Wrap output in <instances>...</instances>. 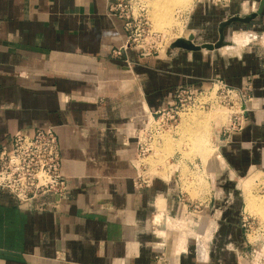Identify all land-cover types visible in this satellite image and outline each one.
I'll return each instance as SVG.
<instances>
[{
    "label": "crops",
    "instance_id": "crops-1",
    "mask_svg": "<svg viewBox=\"0 0 264 264\" xmlns=\"http://www.w3.org/2000/svg\"><path fill=\"white\" fill-rule=\"evenodd\" d=\"M217 1H197V13L204 14L198 21L260 2ZM250 27L264 31V6ZM218 29L209 33L212 40L193 41L214 43ZM248 32L250 39L241 32L239 42L211 50L170 47L142 56L133 46L122 48L123 19L108 12L107 0H0V145L9 146L17 132L52 126L69 179L57 208L49 207L50 194L24 209L0 190V264H247L228 245H246L232 206L215 227H206L209 213L188 215L205 244L190 238L184 245L188 230L180 231V241L169 232L178 229L160 200L180 217L187 205L169 174L135 185L131 129L148 110L166 106L179 86L203 88L219 77L245 88L249 81L254 105L241 130L216 136L219 159L234 176L264 172V37ZM157 201L155 220L168 228L163 235L152 223Z\"/></svg>",
    "mask_w": 264,
    "mask_h": 264
},
{
    "label": "rangeland",
    "instance_id": "rangeland-1",
    "mask_svg": "<svg viewBox=\"0 0 264 264\" xmlns=\"http://www.w3.org/2000/svg\"><path fill=\"white\" fill-rule=\"evenodd\" d=\"M190 1L191 3L184 5L182 3L183 1L180 0H167L163 4H160L158 6L161 13L159 19L156 15L153 16L156 10L154 9V3L152 0H132L130 2L134 13L138 11L139 7L143 8L141 12L146 18H148V25H146L145 28L146 31L149 30L151 33L159 34L158 37L160 40L162 38L161 41L159 39L156 41L157 43L152 48L150 54L167 51L174 38L187 37L189 34H192L195 42L212 40L209 39L211 38L209 37V33L212 30L213 32H216L219 27V22L222 21L223 18L227 19L230 17L231 13H228L227 11L222 18H209L207 19L208 21L202 23L198 20H200V15L204 16V14H201L200 12L197 13L196 11L198 0ZM211 1L212 0H209L210 3ZM222 1L224 0H219L217 2L224 3ZM166 3L167 5L165 7L170 10L167 15L162 13V8H164ZM256 8L257 6L254 2L249 3L245 1L244 5L242 3L240 11H235L234 15L246 16ZM212 15L213 14H211V16ZM250 23H252V21L249 23H231L229 25L230 27L227 28V34H225L226 40L239 42L241 39L239 34L241 32L247 33L246 39H250V36L252 35L248 32L249 30L256 33L258 32L257 35H262L263 38L264 31L252 29V27L248 28ZM246 26L247 28H245ZM150 36V34H144L143 45H145V43L154 44V42H151ZM242 41H245V39L243 38ZM132 46L135 47V45ZM128 47L130 46L128 45L126 48ZM135 48H137L140 55L146 56L141 45H138ZM191 88L196 90L194 87ZM217 93L218 96L213 95L211 98L207 96L203 98L197 96L196 98L191 99L190 102L184 106L185 109L181 110V113L176 117V120L173 121V125L171 127H169V125L161 131V134L159 135L160 141L158 143L157 141L153 143L154 151L140 159V163H154L150 164L151 167L160 166V169L155 170L154 172L156 175L159 176L161 174L167 176V174H169L168 178L177 181V184L179 185V200L187 205V223L185 224V227L181 224L184 229L173 223L170 225L173 228L175 227L174 229L180 230L181 235L185 234L187 229L188 233L190 232L193 234L195 232L194 228L190 226L188 222V215L196 214L197 216L202 217L203 214L209 213L211 215V220L214 209L216 208L217 212L222 211L221 216L216 220V225L218 226L225 211L224 207L232 206L235 209L232 210V212L236 215V221L238 218V222L245 236L246 245L243 248H240L234 245V243H229V248L231 249V246L233 247L231 250L234 251L240 263L264 264V221L257 212H251L246 208V197L248 193L254 195L259 202H264V172L252 171L248 175L246 173L243 176H234L225 164V161L224 164L220 161L218 151L220 147L218 148L219 143L218 139L216 140V136L222 134H218V131L223 128V124H227V114L231 112L230 110L238 111L239 103L234 105V101L237 100H233V102L228 104L227 98L223 97L219 91ZM192 95V97H194L195 93H192ZM250 96L253 98L252 95ZM202 103L205 104L203 105ZM252 104L253 99L248 103V106L251 107ZM186 114H195L198 120V125L203 129L206 128L204 134L207 136L204 137L207 138L203 145L207 146L206 150H208V152L215 149V154H211L212 152H210L206 160H204L205 153H202L201 150L197 149L198 147L195 146L194 140L192 139L198 131H195V129L193 131L190 126L188 127V123L186 124V121H184L188 116ZM191 127L194 128V125H191ZM230 179L235 183V186H232L230 189L223 186L224 182L223 184L219 183V181H228ZM195 203L199 206L195 207ZM216 203H218V205H216ZM213 204H215V207L212 209ZM209 225H211L210 221L206 227H210ZM190 238L195 239L194 241H196V237L189 236L188 239L190 240ZM199 239L200 240L197 239L198 243H201L204 239L205 244L206 236L204 238L200 237ZM234 249L239 251L240 254H242V257H239L237 251Z\"/></svg>",
    "mask_w": 264,
    "mask_h": 264
},
{
    "label": "built area",
    "instance_id": "built-area-1",
    "mask_svg": "<svg viewBox=\"0 0 264 264\" xmlns=\"http://www.w3.org/2000/svg\"><path fill=\"white\" fill-rule=\"evenodd\" d=\"M131 1L107 0L108 12L123 19L126 38L122 48L124 49L128 45H135V47L141 45L144 54L147 55L151 53L152 48L156 45L159 34L151 33L149 30L146 31L148 18L141 12L142 7H139L138 11L134 13ZM145 33L151 35L150 39L154 44L145 43L143 45ZM115 52L119 53V50ZM249 87V82L245 84V88H239L227 84L219 77H215L210 80L207 87L195 88L196 90H193L191 86H179L176 89L174 98L166 106L155 111L148 110L152 123L149 124V122L144 121L131 129V134L135 137L137 144V156L134 158V163L138 167L137 175L134 178L135 185L137 187L148 186L151 178L156 175L155 170L160 169V166L151 167L149 163L141 164L140 169L136 161L154 151L153 143L160 141L159 134L161 131L165 127L173 125V121L176 120V117L181 113L180 111L185 109L184 106L191 99L197 96L211 98L213 95L218 96L217 92L219 91L223 97L227 98L228 104L233 100H237L238 102L234 101V105L239 103L238 111L230 110L231 112L226 117L227 124H223V128L218 131V134H229L244 127L245 116L249 107L248 103L253 99L248 93ZM192 93H195L194 97H192ZM68 181V177L63 174L61 169L59 141L52 126L35 127L17 132L13 135L9 146L0 145V190L9 192L18 201L21 208L28 209L31 201L46 194L54 196L53 201L48 204L49 207L57 208L68 193ZM194 205L195 207L199 206L196 203ZM155 214L156 211L152 218L153 225L159 229L164 227L166 231L167 227L155 223ZM221 214L222 211L217 212V209H214L210 226H216V220ZM167 216L172 221L182 222L184 227L187 223L186 216L182 218L168 212ZM174 232L176 233V231ZM189 236H194L197 240L196 232L190 233L187 239ZM231 249H233L232 246ZM237 254L242 257L239 251H237Z\"/></svg>",
    "mask_w": 264,
    "mask_h": 264
},
{
    "label": "bare ground",
    "instance_id": "bare-ground-1",
    "mask_svg": "<svg viewBox=\"0 0 264 264\" xmlns=\"http://www.w3.org/2000/svg\"><path fill=\"white\" fill-rule=\"evenodd\" d=\"M153 1V3H154V9L156 10L155 12H154V14H153V16H155L156 15V17L159 19L160 18V16H161V13H160V10H159V8H158V6L160 5V4H163L164 2H166L167 0H152ZM180 1H183L182 3H183V5L184 4H189V3H191V1L190 0H180ZM167 5V3L164 5V8H162V13L163 14H165V15H167V14H169V12H170V10L167 8V7H165ZM181 8H182V6H181ZM180 8V9H181ZM184 8V7H183ZM160 9H161V6H160ZM175 39V38H174ZM186 115H188V114H186ZM221 115V114H220ZM207 120V119H206ZM146 122H149V124H151L152 123V121L150 120V117H149V115H148V113H147V115H146V120H145ZM184 121H186L185 123L187 124L188 123V127L190 126V128L194 131V129H195V131H198L197 133H196V135L195 136H193L192 137V139L194 140V144H195V146H197L198 148V150H201V152L202 153H205L204 155H205V157H204V160H206L207 159V157L209 156V154H210V152H212L213 151V149L212 150H210L209 152H208V150H206V145H203L204 144V142H205V140H206V138L207 137H204V136H207L206 134H204V131H205V129L206 128H202L200 125H198V120H197V118H196V115L195 114H190V115H188L186 118H185V120ZM200 122H201V120H200ZM200 124H203V123H200ZM191 125H194V128H192L191 127ZM204 126V125H203ZM161 134V133H160ZM159 134V135H160ZM166 134V133H165ZM168 135V134H167ZM163 137H164V135H163ZM167 137V136H166ZM166 139V138H165ZM169 140V139H168ZM173 141V140H172ZM169 142V141H168ZM167 142V143H168ZM174 142V141H173ZM206 144V143H205ZM205 146V147H204ZM157 152V151H156ZM159 152V151H158ZM206 152H208V153H206ZM157 154V153H156ZM212 154V153H211ZM139 162H140V159H139ZM147 163H149V162H147ZM140 165H141V163H139ZM144 164V163H143ZM183 169V168H182ZM254 180H256V179H254ZM249 187H251V186H249ZM161 202H163V208L165 209V212H166V214H167V210H166V206L164 205V200H160ZM157 203H158V201L156 202V205H157ZM158 208H159V205H157V210H158ZM246 208L249 210V211H251V212H257L261 217H262V219H263V221H264V202H259L255 197H254V195H252V194H250V193H248L247 194V197H246ZM157 210H156V212H157ZM163 212V211H162ZM161 212V213H162ZM155 218H156V214H155ZM156 224H158L159 225V223L156 221L155 222ZM173 223L174 224H176V225H178L177 224V221H173ZM182 223V222H181ZM163 225H164V222L162 223ZM175 228V227H174ZM161 229H164V227H162ZM161 229H159V231L162 233V231H161ZM166 229H168V228H166ZM163 231H165V229L163 230ZM172 231H176V230H172ZM176 233H177V236H178V240L180 241V239H181V237H180V230H177L176 231ZM163 234V233H162ZM251 238V237H250ZM253 238V237H252ZM186 239H187V237L185 238V240L183 241L184 242V245H185V243H186ZM203 249V248H202Z\"/></svg>",
    "mask_w": 264,
    "mask_h": 264
},
{
    "label": "water",
    "instance_id": "water-1",
    "mask_svg": "<svg viewBox=\"0 0 264 264\" xmlns=\"http://www.w3.org/2000/svg\"><path fill=\"white\" fill-rule=\"evenodd\" d=\"M263 6H264V0H260L259 6L256 9V11H252L250 14L246 16L232 15L229 18L221 21L219 24V29H218L219 37L217 41L214 43L207 42V43L197 44L193 41L192 34H189L187 37H178V38L173 39L170 43V47H178V48H183L187 50H199L201 48L211 50L214 48H219L224 45L230 44L232 43V41L226 40L224 28L233 22L249 23L258 14L262 12Z\"/></svg>",
    "mask_w": 264,
    "mask_h": 264
}]
</instances>
